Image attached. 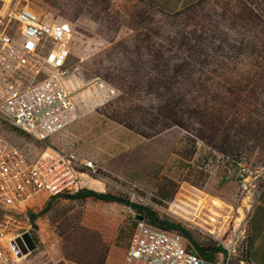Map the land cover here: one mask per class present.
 Returning <instances> with one entry per match:
<instances>
[{"label":"rangeland","instance_id":"rangeland-1","mask_svg":"<svg viewBox=\"0 0 264 264\" xmlns=\"http://www.w3.org/2000/svg\"><path fill=\"white\" fill-rule=\"evenodd\" d=\"M32 3L72 27L65 69L82 97L79 117L44 143L0 118L2 137L31 160L49 146L91 161L89 178L103 189L91 191L148 208L201 248L220 247L211 264L262 263L264 0H198L171 13L142 0ZM99 83L114 94L100 96ZM27 212L36 249L18 264H121L136 217L151 224L94 197H42Z\"/></svg>","mask_w":264,"mask_h":264},{"label":"built area","instance_id":"built-area-1","mask_svg":"<svg viewBox=\"0 0 264 264\" xmlns=\"http://www.w3.org/2000/svg\"><path fill=\"white\" fill-rule=\"evenodd\" d=\"M32 1L15 0L0 5V118L44 143L79 117L81 99L65 69L72 27L67 20L48 21ZM43 74V78H37ZM97 85L100 96L109 98L114 94L103 83ZM2 136L0 264H18L24 255L15 240L25 233L27 211L42 197L78 192L83 179L96 173V166L49 146L31 160ZM121 264L211 263L183 235L162 230L143 219L135 221Z\"/></svg>","mask_w":264,"mask_h":264},{"label":"trees","instance_id":"trees-1","mask_svg":"<svg viewBox=\"0 0 264 264\" xmlns=\"http://www.w3.org/2000/svg\"><path fill=\"white\" fill-rule=\"evenodd\" d=\"M84 197H94L97 200H101V201H105V202H115V203L124 204V205H126L130 208H133V209L137 210L138 212L144 214L145 218L148 219L149 222L151 223V225H153L155 227H158V228L163 229L165 231L177 230V231L181 232V234L185 238H187V240L190 243H193V246L196 248L198 253L201 256H203L204 258H206L208 260V262L211 261L212 255L214 253H222L223 252V250L220 247H214L211 250L199 247L197 244H194V242L191 239L189 232L185 228L181 227L178 224H174L173 222L159 219L155 215L154 212H152L151 210H149L148 208H146L142 205L131 203V202L122 200L121 198H116V197L110 196L108 194L96 193V192H93L91 190H84V189H81L72 195L64 196V198L71 199V200L81 199ZM31 219H32V216H31ZM208 251H210V252H208Z\"/></svg>","mask_w":264,"mask_h":264},{"label":"crops","instance_id":"crops-1","mask_svg":"<svg viewBox=\"0 0 264 264\" xmlns=\"http://www.w3.org/2000/svg\"><path fill=\"white\" fill-rule=\"evenodd\" d=\"M142 1L148 5L156 8V9H158L159 11H162L164 13H171V12L177 11L183 5L190 4V3H193V2L198 1V0H161L160 4H157V5H154L153 0H142ZM167 2H171V5H167ZM167 6H169V7H167ZM254 210L252 211V213L254 212ZM251 216H252V214H251ZM257 232L258 233H256V234H258V235L264 234L261 226H259V229H257Z\"/></svg>","mask_w":264,"mask_h":264},{"label":"water","instance_id":"water-1","mask_svg":"<svg viewBox=\"0 0 264 264\" xmlns=\"http://www.w3.org/2000/svg\"><path fill=\"white\" fill-rule=\"evenodd\" d=\"M136 219L143 220V217L137 216ZM22 241L24 242V244L22 243ZM15 243L19 246L20 252L23 255L36 249V244L29 233H24L22 234L21 238H16Z\"/></svg>","mask_w":264,"mask_h":264},{"label":"bare ground","instance_id":"bare-ground-1","mask_svg":"<svg viewBox=\"0 0 264 264\" xmlns=\"http://www.w3.org/2000/svg\"><path fill=\"white\" fill-rule=\"evenodd\" d=\"M79 98L81 99L82 97L80 96ZM85 179H88L87 180V186H88V188H90V190L92 189V190L98 191V192H102L103 191L102 183L100 182V180L89 178V177H85Z\"/></svg>","mask_w":264,"mask_h":264}]
</instances>
